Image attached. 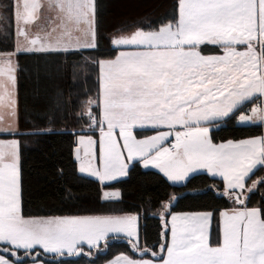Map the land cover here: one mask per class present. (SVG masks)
<instances>
[{
	"label": "snow or ice",
	"instance_id": "snow-or-ice-1",
	"mask_svg": "<svg viewBox=\"0 0 264 264\" xmlns=\"http://www.w3.org/2000/svg\"><path fill=\"white\" fill-rule=\"evenodd\" d=\"M13 9L15 49L0 53V137H13L0 138V264H49L46 258L66 264L68 257L92 255L113 234H125L141 257L151 253V258L121 254L109 264H264V198L260 206L248 207L245 191L250 175L264 167V135L215 143L210 134L226 126L236 112L237 125L264 127V0H175L159 27L149 23L125 31L118 25L109 37L112 50L120 49L114 56L98 51L96 0H15L2 5L0 32L6 37L11 35L6 13ZM84 52L96 55L83 66L72 65L73 76L82 74L86 85L85 69L98 68V86L95 96L84 102L85 111L77 115L78 120L86 119V127L72 132L76 170L98 181L97 197L103 203L119 202L122 190L107 189L128 178L136 164L158 169L170 186L184 188L161 201L159 252L133 241L137 216L131 213L23 211L22 138L58 130L57 121L49 117L42 122L46 127L21 131L16 99L19 57H37L29 69L34 99L46 110H55L62 106L63 91L53 92L51 82L68 71L67 57ZM61 56L64 61L56 59ZM138 130L155 134L140 137ZM202 169L223 179V192L214 185L188 189L191 174ZM260 184L264 178L247 192ZM210 190L227 197L232 207L171 211L180 199ZM79 199L71 186L64 189L63 201Z\"/></svg>",
	"mask_w": 264,
	"mask_h": 264
},
{
	"label": "trees",
	"instance_id": "trees-1",
	"mask_svg": "<svg viewBox=\"0 0 264 264\" xmlns=\"http://www.w3.org/2000/svg\"><path fill=\"white\" fill-rule=\"evenodd\" d=\"M14 3V0H0V6ZM175 0H96L98 5V18L100 22V48L99 52L106 56H114L109 37L114 33L118 25H124L125 31L134 30V27L148 25L159 27L162 17L171 13ZM10 16L11 23L8 30L11 35L5 36L0 32V53L13 51L15 48V23L14 9L6 13ZM7 24V21H5ZM144 30H149L145 27ZM205 54H213L206 51ZM96 53L84 52L79 56L67 57L68 71L61 74L58 79L51 82V90L57 88L63 91L62 106L55 110H46L43 104H38L34 99L33 83L30 79L29 69L37 59L33 55H21L19 57V70L17 72V106L18 120L22 132L35 127H46L45 122L49 117L54 118L58 130L53 133L22 138L21 143V168L23 177V211L33 215H64V214H117L135 213L139 217L140 248H152L159 252L162 242L160 233L162 222L159 216L161 201L167 200L174 193L186 191L179 185L170 186V182L156 170L144 169L136 164L132 168L128 178H122L118 182L110 184L108 189H121L122 198L118 203H103L98 197L99 183L92 177L78 174L74 160L73 149L76 136L81 127H86L87 121L78 120L77 115L83 111L84 102L89 96L96 94L95 84L98 68H87L89 73L87 84L81 83L83 75L73 76L71 66L80 64L90 59ZM52 57H49L51 59ZM56 59L64 61L61 56ZM74 81H76L74 83ZM86 89L87 95L83 94ZM64 130V131H59ZM263 127L239 126L236 119L230 116L226 120V126L220 130L213 129L211 135L214 142H222L227 139H245L253 135H261ZM91 133V132H89ZM88 134V133H87ZM7 138V137H1ZM61 170L63 173L61 174ZM264 178V167L258 168L246 181L245 191L248 207H258L264 198V184L248 193L254 181ZM216 186L223 192V182L219 177L200 172L190 176L188 189H202L208 186ZM71 186L80 196L73 202L62 200L63 191ZM245 197H243L244 199ZM232 204L227 197L214 196L213 191L205 195H190L174 203L172 212H185L192 210H210L212 208H231ZM215 222L212 225L213 239L216 236ZM87 251L86 248H84ZM37 251H41L37 249ZM126 253L134 258H151V253L141 257L140 252L134 249L122 236H111L100 249L92 255L68 257L66 264H102L117 254ZM49 264H55L51 258Z\"/></svg>",
	"mask_w": 264,
	"mask_h": 264
},
{
	"label": "rangeland",
	"instance_id": "rangeland-1",
	"mask_svg": "<svg viewBox=\"0 0 264 264\" xmlns=\"http://www.w3.org/2000/svg\"><path fill=\"white\" fill-rule=\"evenodd\" d=\"M132 31V30H131ZM16 40H17V36H16ZM15 49V48H14ZM14 63H15V59H14ZM16 99H17V85H16ZM0 112H3V109L0 108ZM17 114H18V108H17ZM13 137H7V138H4V139H11ZM119 214H126V213H119ZM131 214H135V213H131ZM135 228H136V235L133 237V241H137L138 242V237H139V219H138V222L135 223ZM112 236H123L125 238V240L128 241V238L126 237L125 234H119V235H116V234H113ZM129 242V241H128ZM105 242L104 241H101V244H100V247L104 244ZM132 246V244H130ZM133 247V246H132ZM84 248L87 249V251H84V253H88L89 249L87 247V245L84 246ZM98 250L97 249H93L92 250V253H95L97 252ZM121 254L125 255V256H128L129 258L131 259H141V258H134L132 256H130L129 254H126V253H120V254H117L116 256H114L113 258H111L110 260L102 263V264H109L110 261H113L115 260L116 258H118L119 256H121ZM71 257H76V256H71Z\"/></svg>",
	"mask_w": 264,
	"mask_h": 264
},
{
	"label": "crops",
	"instance_id": "crops-1",
	"mask_svg": "<svg viewBox=\"0 0 264 264\" xmlns=\"http://www.w3.org/2000/svg\"><path fill=\"white\" fill-rule=\"evenodd\" d=\"M14 2H15V0H14ZM14 23H15V44H16V31H17V23H16V20H15V17H14ZM33 32H35L36 31V28L35 27H32V29H31ZM120 50V49H119ZM118 50V51H119ZM17 74V73H16ZM17 108H18V106H17ZM88 134H92V133H88ZM138 134H139V136L140 137H143V136H146V135H154L155 133L154 132H152V131H150V130H138ZM97 135H98V133H97ZM261 135H264V127H263V131H262V134ZM1 138V137H0ZM174 142V137H173V139H171V140H169V142L168 143H173ZM218 143H220V142H218ZM148 169H153V170H156V171H158L159 172V170L158 169H155V168H152L151 166H149V168ZM200 172H205V173H207V170H199V171H197L196 173H200ZM196 173H193V174H196ZM162 174V173H161ZM193 174H191V175H193ZM207 174H209V173H207ZM84 176H88L87 174H83ZM163 175V174H162ZM209 175H211V174H209ZM89 177V176H88ZM221 180H222V182H223V179L221 178V177H219ZM95 179V178H94ZM122 179V178H121ZM107 190H111V189H107ZM117 215H123V214H119V213H117ZM132 215H136L137 216V220H136V222H138V219H139V217H138V215L137 214H132ZM123 237V236H122ZM29 264H30V262H29Z\"/></svg>",
	"mask_w": 264,
	"mask_h": 264
},
{
	"label": "built area",
	"instance_id": "built-area-1",
	"mask_svg": "<svg viewBox=\"0 0 264 264\" xmlns=\"http://www.w3.org/2000/svg\"><path fill=\"white\" fill-rule=\"evenodd\" d=\"M246 107H247L248 109H250V108L252 107V104L249 103V104L246 105ZM238 115H239V112H236V114H235L233 117L236 119V117H237ZM169 144H171V143H169Z\"/></svg>",
	"mask_w": 264,
	"mask_h": 264
},
{
	"label": "water",
	"instance_id": "water-1",
	"mask_svg": "<svg viewBox=\"0 0 264 264\" xmlns=\"http://www.w3.org/2000/svg\"><path fill=\"white\" fill-rule=\"evenodd\" d=\"M243 199V197H241Z\"/></svg>",
	"mask_w": 264,
	"mask_h": 264
}]
</instances>
